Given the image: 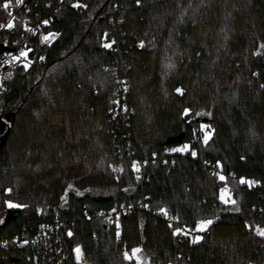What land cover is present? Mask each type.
<instances>
[{
  "label": "trees",
  "instance_id": "1",
  "mask_svg": "<svg viewBox=\"0 0 264 264\" xmlns=\"http://www.w3.org/2000/svg\"><path fill=\"white\" fill-rule=\"evenodd\" d=\"M46 1L30 0V13ZM8 13L0 7V21ZM46 32L55 34L49 42L41 39ZM262 44L264 0H66L32 38L28 62L17 63L1 95L9 132L0 145V209L12 217L0 235L59 217L89 264H135L124 256L132 247L149 264H264V237L254 230L264 227ZM123 69L133 114L112 132L107 111ZM204 123L211 127L206 144ZM173 138L180 141L165 145ZM186 143V152L166 150ZM132 155L145 159L139 179ZM211 163L222 173L212 175ZM242 177L258 183L249 187ZM68 182L85 192L68 193L60 207ZM225 186L235 206L220 200ZM141 198L147 208L123 216L119 235L103 218L85 216ZM9 201L27 207L9 208ZM160 208L176 220L158 216ZM204 219L213 223L198 233ZM181 227L191 235L174 236ZM28 253L0 249V264H30ZM64 264H77L73 253Z\"/></svg>",
  "mask_w": 264,
  "mask_h": 264
},
{
  "label": "built area",
  "instance_id": "2",
  "mask_svg": "<svg viewBox=\"0 0 264 264\" xmlns=\"http://www.w3.org/2000/svg\"><path fill=\"white\" fill-rule=\"evenodd\" d=\"M30 0H22V3L17 5L16 0H11L10 6L7 9L12 15L8 16L5 20L0 21V24L6 25L9 20H13L14 27L12 29L0 28V46L3 50L0 52V119L4 112L1 106V95L7 88V84L13 77V69L19 62H28V49L32 48V38L36 36L41 29L46 28L52 20L58 18V12L66 0H47L45 2L43 11H35L30 13L29 8ZM24 13L20 19V27L16 24L18 13ZM14 18V19H13ZM48 21V23H44ZM30 28L32 31H27ZM50 33L46 32L42 34ZM140 48V44H138ZM27 51L26 57H21L19 60L12 59V56H19L20 51ZM11 53L12 56H9ZM115 81L112 89L111 106L107 113L110 115L112 121V127L110 131L115 132L119 130L121 125L128 124V118L133 114V110L128 105L127 96L129 93V78L126 69L115 72ZM127 134L123 133V137ZM128 143V142H127ZM172 152V151H167ZM130 154V152H128ZM137 162L139 166V172L135 171L132 167L133 162ZM144 158H138L134 155L131 156V167L137 178L140 175V169L144 163ZM153 162V159H150ZM209 170L212 175H219L222 173V167L218 164H209ZM250 181L258 180L255 178ZM254 183L253 185H256ZM224 188V187H223ZM221 190V189H220ZM147 198H141L134 203L121 202L112 205L108 208L93 209V216L90 213L85 212L87 218L96 217L103 218L108 221L114 228L116 234L120 231V221L125 215L135 213L138 209H146ZM113 209L116 211L114 212ZM161 209V208H160ZM160 209L155 213L168 222L176 220L171 212L167 210V215L160 212ZM7 210L0 209V228L6 223ZM182 235H191V232L185 228H180ZM71 232V235H69ZM72 238L71 226L62 218L54 217L47 220H40L35 224H30L28 228L24 226L21 229L20 234H13L11 236L0 235V249H7L11 245L16 248H28L27 260L30 264H64L70 256V253L74 254L76 247H81L80 244H74L70 246V240ZM27 241V243H25ZM81 259H83V250L81 248Z\"/></svg>",
  "mask_w": 264,
  "mask_h": 264
},
{
  "label": "snow or ice",
  "instance_id": "3",
  "mask_svg": "<svg viewBox=\"0 0 264 264\" xmlns=\"http://www.w3.org/2000/svg\"><path fill=\"white\" fill-rule=\"evenodd\" d=\"M139 2H140V0H137V3H139ZM10 3H11V0H4V3H3L2 5H0V7H3V9H5V10L7 11V9H8L9 6H10ZM21 3H22V0H16V4H17V5H19V4H21ZM73 6H74V7H86V5H80L79 3L74 4ZM8 15L11 16L12 13L9 12ZM13 19H14V18H13ZM44 23H48V21H44ZM5 27L8 28V29H12V28L14 27L13 20H9V22H8L6 25H4V24H0V28H5ZM26 30H27V31H32V29H30V28H27ZM53 35H54V34L49 33L47 36H42L41 39H42V41H46V40H49V38L52 37ZM105 35L107 36V34H105ZM141 46H143V45H141ZM104 47H111V44H109V43H105V44H104ZM261 48H264V44L261 45ZM27 51H31V49H28ZM27 51H24V50L20 51L19 56H12L11 53H8V55H9V56H12V59H14V60H19L21 57H26V56H27ZM41 59H43V57H41ZM27 67H28V65L25 64V68H27ZM168 67L170 68V67H172V65H168ZM262 87H264V86H262ZM176 91H177V93L182 94V90H181V89L177 88ZM189 111H190V109L185 108V109H184V113H183V115L186 116V115L189 113ZM196 115L199 116V115H202V113L197 112ZM207 127H208V125H203V124L201 125V128H202V129L207 128ZM209 136H210V133H209V134H206V135L204 136L203 139H204V143H205V144L208 142ZM189 149H190V145L186 143V144H184L182 147H179V148H172V149H166V150H167V151H172V152H186V151H188ZM191 154H192L193 157H195V156L197 155V153H196V151H195L194 149L191 151ZM155 155H156V154L153 153V156H155ZM217 163L219 164V161H218ZM132 167H133V169H134L135 171L139 172V166H138V163H137V162L134 161V162L132 163ZM120 171H123V168H121ZM137 179H139V176L137 177ZM219 179L223 181V180H225L226 178H225V176L220 175V176H219ZM240 183H241V184H245V183H247L248 186L251 187L254 183H257V182H256V181L246 180L245 178L242 177V178L240 179ZM69 187H71V185H69ZM8 191H11V189H8ZM78 194H79V193H78ZM219 198H220V200H221L223 203H225V204H232V205L235 206L236 203H237L236 200H234V199L231 198V194H230V191H229V189L227 188V186H225L224 188H221V190H220V197H219ZM7 203H8V207H9V208H23V207H27V205H23V204H14V203H12L11 201H9V202H7ZM145 207H147V205H145ZM234 210H235V211H239L240 209H239L238 207H236ZM113 211L115 212L116 210L113 209ZM160 212L163 213V214H165V215H167V210L164 209V208H161V209H160ZM212 223H213V220H211V219L200 220V221L197 222L196 228H197V230H199V231H204V230L207 229L208 226L211 225ZM181 231H182V230H181L180 228H176L175 231L173 232V235L175 236V235H177V234H180ZM256 233H257L258 235H260V236H264V228H260L259 226H257V227H256ZM184 234L187 235L186 232H185ZM69 235H71V232H69ZM118 235H119V233H118ZM200 239H201L200 236H195V237L193 238L192 242H193V243H196V242H198ZM25 243H27V241H25ZM75 251H76V253H77V259L79 260V259H80V252H81V250H80L79 247H77V248L75 249ZM141 251H142V250H141L140 248H134V249L132 250V255H129L127 252H125V254H124L125 259L131 260L133 257H135L137 264H144V262H143V260L141 259V257H140L139 255H137V254L140 253Z\"/></svg>",
  "mask_w": 264,
  "mask_h": 264
},
{
  "label": "rangeland",
  "instance_id": "4",
  "mask_svg": "<svg viewBox=\"0 0 264 264\" xmlns=\"http://www.w3.org/2000/svg\"><path fill=\"white\" fill-rule=\"evenodd\" d=\"M49 33H47V34H45L44 36H47ZM52 34H54V33H52ZM197 35V38H199L200 37V33H197L196 34ZM55 36V34L52 36V37H50L49 38V40H46V41H44V42H49L53 37ZM233 46V41H231L230 42V44H229V48L227 47V49H226V51H228V49H231V48H233L232 47ZM263 48H261V45H260V51L262 50ZM218 50H220V54H221V51H222V49H221V46L218 48ZM225 51V52H226ZM260 51H254L256 54L258 53V52H260ZM231 52V51H230ZM230 53H229V55H228V57L230 58ZM202 125V124H201ZM203 125H208V127L207 128H204L203 129V138H204V136L206 135V134H211V127H210V125L209 124H206V123H204ZM4 129H5V125H2V126H0V136L4 133L3 131H4ZM202 138V142H204V139ZM179 147H182V146H177V147H171L170 149H172V148H179ZM116 170H117V167L116 166H114V170H113V174H116ZM69 185H71V187H69ZM221 189V188H220ZM73 193V194H81V193H83V192H85V190H78V189H76V188H74L73 186H72V184L71 183H66V186H65V189H64V192H63V194L61 195V203H60V207H63L64 206V202L66 201V196H67V194L68 193ZM260 228H264V227H260ZM254 230H255V232H256V227L254 228ZM197 232L199 233V232H201V231H199V230H197ZM198 233H196L194 236H192V239L195 237V236H199V234ZM264 237V236H263ZM79 247V246H78ZM77 248V247H76ZM75 248V249H76ZM80 248V250H81V247H79ZM134 248H139V247H132L131 249H130V251L129 252H127L129 255H132V250L134 249ZM141 249V248H140ZM143 251H141L140 253H138L137 255H139L140 257H141V259L143 260V262H144V259H145V257H144V255H143V253H142ZM74 259H75V262L77 263V264H89L85 259H84V255H83V259H81V254H80V259L78 260L77 259V253H76V251H74ZM134 261H135V264H137V262H136V259H135V257H133L132 258ZM147 260V259H146ZM147 262H148V260H147ZM144 264H149V262L148 263H146V262H144Z\"/></svg>",
  "mask_w": 264,
  "mask_h": 264
},
{
  "label": "water",
  "instance_id": "5",
  "mask_svg": "<svg viewBox=\"0 0 264 264\" xmlns=\"http://www.w3.org/2000/svg\"><path fill=\"white\" fill-rule=\"evenodd\" d=\"M3 50V47L0 46V52ZM3 123L2 121H0V126H2ZM8 132H9V128L7 127V129L5 130V132L0 136V145L3 144L5 142V139L8 135ZM180 141V139L178 138H173L171 140H168L165 145L169 144L170 142L171 143H178ZM12 217V212H7V216H6V222H8L10 220V218Z\"/></svg>",
  "mask_w": 264,
  "mask_h": 264
},
{
  "label": "crops",
  "instance_id": "6",
  "mask_svg": "<svg viewBox=\"0 0 264 264\" xmlns=\"http://www.w3.org/2000/svg\"><path fill=\"white\" fill-rule=\"evenodd\" d=\"M142 253H143L144 257H145L144 262L148 263L147 260H146L147 257H146V255H145V253H144V252H142Z\"/></svg>",
  "mask_w": 264,
  "mask_h": 264
}]
</instances>
